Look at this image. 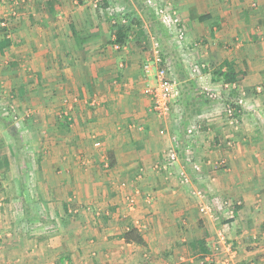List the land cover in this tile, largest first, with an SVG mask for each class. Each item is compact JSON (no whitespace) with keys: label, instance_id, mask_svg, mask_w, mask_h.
<instances>
[{"label":"crops","instance_id":"1","mask_svg":"<svg viewBox=\"0 0 264 264\" xmlns=\"http://www.w3.org/2000/svg\"><path fill=\"white\" fill-rule=\"evenodd\" d=\"M19 1L12 2L18 3L15 12L0 9L4 15L12 11L7 37L13 29L18 41L7 40V48L0 50V61L8 53L9 66H14L0 68V77L24 100L10 96L20 102L15 109L32 107L39 115L35 125L47 133L39 138L31 126L39 161L33 188L26 189L19 165L7 169L0 162V195L6 198L0 202V264H218L228 253L211 245L229 220L220 221L215 208L201 213L199 206L226 198L240 202L227 229L234 264H264V0H168L186 32L190 67L200 64L204 70L199 76L187 72L190 78L186 71L184 76L173 70L178 94L166 117L155 114L143 92L152 80L143 64L151 59L155 40L145 41L154 23L142 9L130 10L140 25L134 24L136 35L128 31L116 48L117 26L110 19L100 27L91 20L93 10L85 8L93 0ZM226 62L238 73L230 88L242 98L231 117L226 108L180 101L186 80L195 89L222 83L217 71H226ZM46 95H65V101L73 97L71 124L66 116L64 123L50 118L55 106L50 105L53 99L41 98ZM188 123L197 127L194 153L202 169L191 172L185 184L176 172L159 166L169 148H178L179 125ZM2 133L0 127V143ZM2 156L11 159L6 151ZM32 189L35 196L29 194ZM72 193L77 202H89L91 213L79 208L77 217L64 218ZM130 197L135 198L131 204ZM24 201V219L32 220L28 209L34 212L37 204L40 212L33 223L53 218L56 228L12 229L11 212L1 220V212L7 217ZM130 227L139 230L146 245L123 239Z\"/></svg>","mask_w":264,"mask_h":264},{"label":"rangeland","instance_id":"2","mask_svg":"<svg viewBox=\"0 0 264 264\" xmlns=\"http://www.w3.org/2000/svg\"><path fill=\"white\" fill-rule=\"evenodd\" d=\"M13 1L12 0H0V9L6 10V8L11 7L12 8L11 10L15 12V10L17 9L18 3H16V5H14V4H12ZM98 1H99L98 6L93 5V3H94V0H93V2L91 1L90 5H86L85 8L88 9L90 7L91 10H93L92 13L94 14V16H92L91 20H94V22L99 23L100 27L101 26H108L110 24V19H111L113 21L114 25H116V26L118 24H120L122 26H127L128 31L131 34L135 30V28H137L140 25V22L138 21V19L135 16H133L130 13V10H132L133 8L142 9L143 10L142 13H144V16L146 18L149 16L152 23H154V28L152 29V32H151L152 36L154 38H151L152 36H149V34H147V35H145V41L150 42V40H152V41L155 40L154 42H159L161 44V47L164 48V51H166L165 57L167 55L171 56L172 61L174 62V65L169 58L167 60V63H169L170 66L173 67V70L177 74L182 73L185 76V74L187 72L188 73L191 72L192 75L199 76L200 73L201 74L203 73L202 71L204 70V68H203L204 66H200V64H199V67H195V66L191 67V68L195 67L197 69L196 72L190 70L189 62L192 59L191 53H190V48H187L183 51L181 48H179V46L175 42L172 34L169 33L160 24V22H158V20L156 19L155 15L152 12V10H150V8L147 5H145L143 0H107V4H105V5L101 2V0H98ZM18 2H22V1L18 0ZM73 6H76V4H73ZM105 7H109V9L106 10L107 13H105L106 11H104ZM126 9H128L129 12H127ZM7 10H10V9H7ZM12 11H10V13L5 14V15L3 13L0 14V22H2L1 20H4L3 24L5 26L8 23V19H9L8 17L11 16ZM77 16L80 19V15H77ZM62 17L63 16H61V18ZM69 17H70V15H69ZM10 20H12V19H9V21ZM79 22H81V21H79ZM134 24H137L138 26L135 27ZM8 26H9V24H8ZM0 28H1V23H0ZM131 30H132V32H131ZM12 31H13V29H12ZM12 31H11L12 37L6 36L7 40H9L10 42H13V44H18V41H16L17 38H15V35L17 33H15L14 31L12 32ZM133 34L136 35V32L134 31ZM3 35H5V32L0 30V39H2ZM154 42H151V45H150L151 49L154 46ZM4 56H7L9 58L8 53H6V55H4ZM8 58L7 59H5V58L1 59V61H0V66H1L0 68L1 69L5 70L6 68H8L9 70H13L14 66H11V65L9 66L10 61ZM179 63H180V66L182 68L179 67V70H177L175 68V66H178ZM186 65H188V66L186 67ZM19 67L21 69H24V64H21ZM184 71H186V73H184ZM191 74H188L187 76L193 77ZM186 78L187 77H185L184 80H186ZM216 81L217 80H214L213 78H211L210 82L214 83ZM225 84H226V86H225ZM188 85H190V86H188ZM11 86L12 85H11V83H9V80L7 78L0 77V127H1V130L3 131L1 137H2V139H4V142L0 143V152L6 151V154L9 157H11V159L9 160V159H7V157L3 158V156H2V158H0V162L2 163L1 165L5 166L4 168H7V169H9V167L15 168L16 166L19 165V167L23 170V173L25 174L24 178L21 180L24 182V184L26 183L25 184L27 187L26 189H28V188H33V185H35V182L37 180V173L36 172H37V167H38V163H39V161L37 159L38 156L36 155L37 154V144H35L34 142L31 141V139L33 138V135H31V133H30L31 126H35V127H33V130H34V132L38 131V133H39L38 137L39 138H40V136H45L47 132H46V130H43L44 128L39 129L38 128L39 125L38 126L35 125V124H38L37 121L39 120V115H38V112L33 110L32 107L24 106L22 112L19 111V109L18 110L15 109L16 107H14V106L18 107V104L20 105L19 100H16V97H19V96L15 95V92L12 89H10ZM207 86H209V87L207 88ZM207 86L204 85L202 87H199L197 85V89H195L194 82L191 83L188 80H186V82H184V87H182L183 91H181L182 97H181L180 101L183 99L188 100V101L196 100L197 103L200 102V103L205 104V105H207V104L212 105L213 104V106H215L216 108H217V106H219V108H223L222 110H224V108H227L229 105L236 106L237 102L240 99H242L241 95L239 96L233 92V90L230 88L229 83H224V82L217 83L216 82L213 86H210V85H207ZM188 90H190V93H188ZM12 95L16 96L15 99L13 98L14 101H11L12 97H10V96H12ZM243 96H245V95H243ZM47 97H49L50 99H53L50 103L51 107L55 106V107H53L52 110H49L50 111L49 114H51L50 118L55 119V120H59V122L64 123V122H66L65 121V119H66L65 116H66L68 118L67 121L70 122V124H71V122H73V119L75 118L73 116V113H74L73 112L74 111V108H73L74 101L72 103L73 97L72 96H66L67 101H65V99H64L65 95L64 96L63 95L41 96L42 99H46ZM19 99L22 100L21 103L24 102V100L21 99V97H19ZM28 108H32V109H28ZM176 111L179 114L180 110L177 109ZM226 113H227L226 115L231 117L232 116L231 114H233V111L230 113L227 111ZM47 117H48V115H47ZM30 120H32V121H30ZM61 120H63V121H61ZM67 126H68V123H67ZM67 126H65V127H67ZM192 127H194V134L190 138V141H189L188 136H186V134H187L186 132H187L188 128H192ZM68 128H69V126H68ZM54 129H55V131H57V129L60 131L59 127L54 128ZM178 129L179 130H178L177 134H179V135L177 137V139H178L177 142H179V143L177 144L178 148L175 147V149L178 153V158H179V160H178L179 165L177 168L183 166L186 168L188 174H190L191 172H192V174L196 173L197 171L194 172V171L190 170L191 169L189 166L190 161H188V162L186 161V159H185L186 157H185L184 153H185V150L189 149L190 155H188V156L190 157L191 162L199 164L200 170L202 169L201 161L199 158H196V155L194 153L195 152L194 151V143L195 142H194L193 138L196 137L195 130L197 129V127L193 123H190V124L188 123L186 126H183L182 124L179 125ZM11 137L13 138V140L11 139ZM8 139H10V141ZM94 145L99 146L95 143H94ZM5 146H7L8 148H6ZM1 168L2 167H0V170H1ZM26 170H27V173H26ZM174 172H175V170H174ZM192 174H190V175H192ZM2 177L0 178L1 180H2ZM0 187H1V184H0ZM29 192H30L29 193L30 196L32 194L34 196L36 195V193L34 192L33 189L30 190ZM138 194H140V192H138ZM3 195H0L2 198V199H0V202L3 201V204H4V201L6 200V198H5V195L4 196ZM74 195L75 194L72 193L69 196H67L68 199L64 205V207H65L64 214L66 212V215H64V218L68 217V214H70L72 216L74 215V217H75L77 215V213L80 211L79 208H82L84 210V212L91 213V211H92L91 207L89 206L90 205L89 202L88 203L77 202L76 195H75V197H74ZM201 195H203V194L201 193ZM21 196H23L25 199L24 195H21ZM69 198H71V199L69 200ZM34 200H36V198ZM134 200H135V198H134ZM225 200H228V199L226 198ZM229 200H232V199L229 198ZM233 201L235 202V200H232V202ZM219 202H220V200H219ZM17 203L19 204V206H17L16 208L11 209L10 211H8V209H7V211H8L7 217H4L5 212H1V220L3 222H5L6 220L9 219L8 215H10L9 212H11L12 215H10V216L12 217V220L14 221V225H12L13 226L12 229L29 233V232H33V231L38 230V228L40 230L44 229V228H45V230H51L52 228L53 229L56 228L57 223H55V220L53 218L48 220V222L41 223V225H43V226H41L40 224H36V222L33 223L34 222L33 220L38 218V216H39L38 214L40 212L37 204L34 205V207H33L34 212L31 211V208L28 209V210H30L28 217H30L32 215V217H31L32 220L29 222L26 219H24V217L22 216V213H21L22 210L26 211L25 205H27L28 202L26 203L24 201V202H17ZM70 207L72 208V210L69 211L68 209ZM75 207H76V209L77 208L78 209H77V211L73 212V208L75 209ZM204 207H207L208 211L211 213L215 212V215H217L216 213H218L220 216L218 215L217 218L220 221L227 220L228 210L225 207H220L218 202H214V201L212 202V200L210 199V201L206 202V204L200 205L199 210L201 213H204V211L201 210ZM214 208H215V210L213 212ZM96 209H97L98 214H101V210H99L98 208H96ZM37 212H38V214H37ZM234 216H235V212H234ZM8 224L9 223L6 222V224H4V225L7 226ZM226 224L228 227L231 226V224H228L227 222H223L222 225L225 226ZM40 226H41V228H40ZM2 229H4V228H2ZM5 230H9V229L6 228Z\"/></svg>","mask_w":264,"mask_h":264},{"label":"built area","instance_id":"3","mask_svg":"<svg viewBox=\"0 0 264 264\" xmlns=\"http://www.w3.org/2000/svg\"><path fill=\"white\" fill-rule=\"evenodd\" d=\"M145 5H147L155 15L156 19L160 24L172 34L175 42L179 46V48L183 50L185 48V38L186 32L183 26L180 25V17L177 12L173 9L171 3L168 0H143ZM3 24V23H2ZM4 25V24H3ZM116 48H119V44H115ZM164 53L161 51L159 42H155L153 46V54L151 59H148L147 62L143 64V71L145 74L152 76V80L145 85L143 88V92L149 96L151 100L152 109L156 115L160 117H166L170 114L171 111V99L174 98L178 94L177 90V79L173 73L172 66L167 63ZM191 71L196 72L197 69L195 67L191 68ZM226 86V84H225ZM226 110L230 113L232 110L230 106L226 108ZM186 136H188V140L194 134V127L188 128L186 132ZM97 144V143H96ZM187 152V153H186ZM185 159L186 161H190V170L191 171H199V164L192 163L190 160V150H185ZM165 158L160 163V168L162 169H171V171L175 170L178 176H180L185 184L190 182L191 173L188 174L185 167L181 166L177 168L179 165L178 153L175 147L169 148L165 154ZM158 168V167H157ZM177 169V170H176ZM134 198L130 197V204L133 203ZM220 207H225L228 210L227 220H229L228 224H231L232 219L234 217V207L240 204L239 201L232 200H222L218 202ZM204 212L208 211L207 207L201 209ZM229 227L227 224L221 229H218L215 233V238L212 242V249L216 250L218 248H224L228 255L218 261V264H234L235 250L232 248L231 243L227 240V229ZM209 255H205V260H210Z\"/></svg>","mask_w":264,"mask_h":264},{"label":"trees","instance_id":"4","mask_svg":"<svg viewBox=\"0 0 264 264\" xmlns=\"http://www.w3.org/2000/svg\"><path fill=\"white\" fill-rule=\"evenodd\" d=\"M1 21L2 22H0L1 23L0 30L5 32V35H3L2 39H0V50L4 51L7 48V37L6 36H8V30H7V27L2 24L4 23L3 22L4 20H1ZM127 32H128L127 26H122L118 24L116 30H114L113 32L114 33V43L122 44L124 39L126 38ZM225 65H227L226 71H222L221 68H218V71L217 70L216 71H217L218 77H220L222 82L231 83L236 80V76L238 73L234 70V68L232 67V64L226 62ZM229 106L232 111L236 110L235 108L236 106L234 105H229ZM122 237L126 242H135L137 244L146 245V242L144 238L142 237L141 233L135 227H130L126 231H124L122 233Z\"/></svg>","mask_w":264,"mask_h":264}]
</instances>
